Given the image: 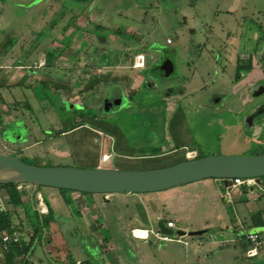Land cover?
I'll list each match as a JSON object with an SVG mask.
<instances>
[{
  "label": "rangeland",
  "instance_id": "374dc122",
  "mask_svg": "<svg viewBox=\"0 0 264 264\" xmlns=\"http://www.w3.org/2000/svg\"><path fill=\"white\" fill-rule=\"evenodd\" d=\"M244 2L199 0L195 5H188L176 0H0V154L15 156L34 166L91 169L103 151L110 155L108 166L121 171L169 167L181 162L188 149L195 150L199 156L260 154L264 133L256 141L252 140V125L264 124V63L255 71L241 70L238 78L230 66L223 67L221 72V67L211 65V60H222V51L242 47L255 48L257 61L264 60V0ZM81 12L100 17L90 27L99 39L94 42L98 45L97 57L106 47L99 45L100 39L109 36L115 38L110 47L130 48L125 69L129 81L136 73L131 67L134 52L152 44L169 50L174 62L173 75L164 79L162 85H182L187 92H197L185 99L181 110L170 115L167 114L169 99H162L161 94H152L147 89L140 99H123V104L111 111H107L108 102L100 105L101 99H92V102L87 99L89 103L81 114H76L70 109L79 98L73 102L66 94L68 98L61 101L66 85L59 84V88L51 80L42 83L22 80L15 87L13 80L23 75V70L14 73L9 64H28L33 58L37 66L43 63L44 57L35 56L36 52H47L54 42L52 39L55 44L60 43L57 37L65 20ZM191 13L194 16L190 17ZM132 27L142 33L144 40L136 36ZM191 27L195 32L190 31ZM90 34L80 32L82 44L88 39L93 42L94 36ZM167 38L172 41L170 45L166 43ZM74 45L71 42L62 53L53 56L49 75L65 76L66 81L76 76L72 70L67 71L70 61L66 60ZM202 48L203 54L199 56ZM161 57L156 53L155 57H145V61ZM56 64L62 68L54 67ZM99 73L103 72L97 69L92 76ZM153 73L157 77L161 75L159 70ZM215 93L222 98L218 103L210 97ZM84 95L88 92L80 96ZM180 99L173 100L179 103ZM75 124L78 126L75 129L62 132ZM108 136L115 142L111 147ZM186 185L178 187L186 190ZM201 185L197 184L193 191L218 203V206L209 204V209H217L223 203L232 213L233 192L228 191L230 196L222 193L221 197L213 184L207 188ZM25 187L24 184L17 186L19 191ZM39 189L43 202L54 207L56 193L68 192L42 186ZM122 200L131 201L122 197L115 202ZM253 219L254 223L259 221L256 215Z\"/></svg>",
  "mask_w": 264,
  "mask_h": 264
},
{
  "label": "crops",
  "instance_id": "0c3cea01",
  "mask_svg": "<svg viewBox=\"0 0 264 264\" xmlns=\"http://www.w3.org/2000/svg\"><path fill=\"white\" fill-rule=\"evenodd\" d=\"M176 1H185L188 5L199 3V0ZM244 3L251 2L245 0ZM143 12L146 14L145 11ZM182 14L184 15L185 11ZM182 14L180 16L184 18ZM192 16L194 14L191 13L190 17ZM98 19L99 16L86 12L68 17L61 28L62 33L57 37L60 43L55 44V40L52 39L54 42L50 43L47 52L41 50L36 52L35 56L44 57L43 63L40 62L41 64L37 66L33 58L28 64H18V62L9 64V69L14 73L17 72L16 70H23V75L14 78L12 84L16 87L22 80L41 83L51 80L56 82L59 88L61 87L59 84L66 85L70 94H73L67 96L73 102L80 96L78 91L88 84L89 87L93 86L88 91L90 99H106L108 102L117 99L116 105L111 108L108 106L107 111L119 108L123 104V99H140L143 91L147 89L152 94H161L162 99H169L168 115L181 110L185 99L193 96L197 91L187 92L182 85L163 86L164 82L155 78L153 67L157 60L145 61V57H155L156 53L163 56L162 49L149 44L145 50L134 52L135 58L131 67L136 73L133 80L129 81L125 69L128 60L127 50L130 48L119 50L110 47L115 38L109 36L108 39H100L99 45L106 47L100 57H97L98 45L94 42L98 37L93 34V29L90 27L91 23L98 22ZM83 22L84 25H81ZM131 30H135L136 36L144 40V36L137 28L132 27ZM82 31L91 33L94 36L93 42L88 39L82 44L80 38ZM190 31L195 32V28L191 27ZM256 38V34L253 33V39ZM71 42L75 45L72 53L67 55L66 60L70 61L67 71L72 70L76 76L71 81H66L65 76L49 75L51 67L46 65L47 53L58 55ZM202 52L203 48L199 49V56L203 54ZM221 54H223L222 60L221 58L211 60V65L221 67V72H224L223 67L229 66L233 72H236L239 66L249 67V69L242 68L243 71H255L264 63V60L257 61L258 52L255 48L224 50ZM54 67L62 68L57 64ZM97 69L103 73L92 76ZM221 78L223 80V77ZM1 81L2 79L0 85ZM65 95L66 93L60 95L63 102L68 98ZM177 97L183 100L177 103L173 100ZM210 97L214 98L216 103L222 99L216 93ZM70 110L73 111L74 108ZM252 127V140L256 141L257 136L264 133V124H253ZM108 137L111 147L115 142L111 136ZM100 153L105 152L100 151ZM100 153L91 168H98ZM197 154L195 150L188 149L184 151L182 158L193 159ZM105 166L108 164L101 167ZM105 168L115 169L114 166ZM197 184H202L201 187L205 188L213 184L221 197L225 189L233 192L232 213L226 210L228 207L223 203L217 209L211 207L209 209V204L218 206V203L205 195L202 197L201 193L194 192ZM228 185L229 183L224 185L221 180L219 183L214 179H205L187 184L186 190L175 187L154 193L83 195L68 191L56 193L55 207L43 202L39 187L26 185L25 191H21L23 205L17 210L18 218L24 219L25 211L29 210L36 211L38 219L45 221L42 222L28 252L25 255L15 256L14 264H74L76 261H80L81 264H264V181L254 180V183H243L233 188ZM39 197L46 208L44 214L38 213ZM122 197L131 201L115 202L116 198ZM122 203L124 204L121 206ZM6 205L9 207L7 194L4 190H0V207L5 209ZM258 214L261 216L260 220L254 223L253 218ZM158 221H162L166 227L171 223L168 228L173 233L166 235L169 239L162 240L156 237V233H160L156 227ZM176 231H182L184 234L176 235ZM188 233L198 234L188 235ZM249 233L258 234L261 241V245L255 248L253 255H248V251L253 248L246 239V234ZM28 240L29 236L25 237L24 241ZM5 253L0 246V264H9Z\"/></svg>",
  "mask_w": 264,
  "mask_h": 264
},
{
  "label": "water",
  "instance_id": "95a60500",
  "mask_svg": "<svg viewBox=\"0 0 264 264\" xmlns=\"http://www.w3.org/2000/svg\"><path fill=\"white\" fill-rule=\"evenodd\" d=\"M168 52L162 49L163 54ZM159 68L164 76H169L174 71L173 59H164ZM262 177L264 155H209L160 169L121 171L34 166L15 156L0 154V185L15 183L86 194L154 193L205 179L221 180L226 185L235 178L259 180ZM156 227L163 235L173 233L162 221ZM183 234L176 231V235ZM195 234L198 233H188Z\"/></svg>",
  "mask_w": 264,
  "mask_h": 264
},
{
  "label": "trees",
  "instance_id": "16d2710c",
  "mask_svg": "<svg viewBox=\"0 0 264 264\" xmlns=\"http://www.w3.org/2000/svg\"><path fill=\"white\" fill-rule=\"evenodd\" d=\"M53 55L48 52L46 55V65L47 67H51L53 65L52 63ZM154 70H159L158 65H154ZM249 69L247 66H239L237 71L235 72V78H238L240 75L241 69ZM66 94H69V89L66 87ZM93 86L89 87L88 84L82 87L78 93L82 95L83 93L88 92L90 89H92ZM10 109V107H9ZM78 127L76 124L71 125L68 129L63 130L62 132H67L69 130H72L74 128ZM258 155H264V147L260 154ZM202 156L197 155L194 159L199 158ZM184 161L186 159L182 158ZM264 178V177H263ZM259 180H262L260 178ZM18 184L11 183V184H3L0 185V190H4L7 194V206L5 209L0 210V235L1 234H10L12 232L16 233L18 237V242L15 244L10 252L5 253L6 259L9 262V264H14L15 256H21L25 255L28 250L30 249V246L34 239L37 236L38 231L41 228L42 222L45 220H39L36 216V211L30 212L29 210L25 211L24 219H19L17 215V210L22 207L23 200H22V192L19 191L17 188ZM260 220V215H257ZM260 223V222H259ZM29 236V240L25 242V237ZM259 236V235H258Z\"/></svg>",
  "mask_w": 264,
  "mask_h": 264
},
{
  "label": "built area",
  "instance_id": "2783aa9c",
  "mask_svg": "<svg viewBox=\"0 0 264 264\" xmlns=\"http://www.w3.org/2000/svg\"><path fill=\"white\" fill-rule=\"evenodd\" d=\"M172 41L171 39H166V43L170 44ZM110 161V155L107 153H102L100 154L99 157V166L98 168H102L101 166L104 164H107ZM255 179H241V178H235L230 180L228 187H236L238 185L243 184L244 182L246 183H254ZM227 187V188H228ZM226 194H228V190L226 189ZM3 208L0 207V210H2ZM38 213L39 214H44L46 213V208L45 205L42 203V200L38 199ZM168 227L171 226V223L167 224ZM156 237L158 239H162V240H167L169 239L168 236L160 234V233H156ZM246 239L249 241V243L252 245V249L248 251V255H253L255 254V248H257L258 246L261 245V241L259 239L258 234L256 233H249L246 234ZM18 242V237L16 235V233L12 232L10 234H1L0 235V246L2 251L4 252H9L11 250V248L17 244ZM74 264H81L80 261H76Z\"/></svg>",
  "mask_w": 264,
  "mask_h": 264
},
{
  "label": "flooded vegetation",
  "instance_id": "af4514ba",
  "mask_svg": "<svg viewBox=\"0 0 264 264\" xmlns=\"http://www.w3.org/2000/svg\"><path fill=\"white\" fill-rule=\"evenodd\" d=\"M166 58H170L169 57V55L168 54H164L162 57H161V59L160 60H157L156 61V65H158V67H160V64L163 62V60L164 59H166ZM159 71H160V76H155V78H158V80L159 81H164V79H167V78H169L170 76H172L173 75V73H174V71L169 75V76H164L163 75V72L160 70V68H159ZM65 78V77H64ZM79 98V100H78V102L76 103V104H73L72 106H73V108H74V110H73V112H75L76 114L77 113H80L81 114V111H83L82 109H84V107L86 106V104L87 103H89V101L87 100V99H90V97H88V95H84V96H79L78 97ZM95 100V99H94ZM93 100V101H94ZM113 100V101H112ZM112 100H110V101H112V102H108V100H106V99H102L101 100V103H100V105L102 104V105H104V103L105 102H108V106H109V108H111V107H113L114 105H116V103H117V99H112ZM181 100H183V99H180V101ZM91 102H92V99L90 100ZM180 103V102H179ZM76 117H78V116H76ZM194 159V158H193Z\"/></svg>",
  "mask_w": 264,
  "mask_h": 264
}]
</instances>
